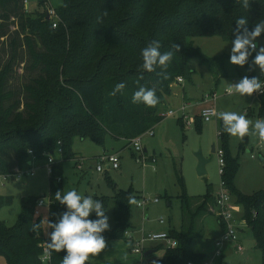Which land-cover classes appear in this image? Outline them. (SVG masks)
Returning <instances> with one entry per match:
<instances>
[{
  "label": "trees",
  "instance_id": "trees-1",
  "mask_svg": "<svg viewBox=\"0 0 264 264\" xmlns=\"http://www.w3.org/2000/svg\"><path fill=\"white\" fill-rule=\"evenodd\" d=\"M25 1L0 0V176L22 170L31 159L29 152L36 159L52 156L50 222H58L67 210L55 200V194H63L64 164L78 160L73 151L76 139L103 145L109 136L125 140L131 147L133 139L152 131L164 119L161 113L171 85L178 79L192 81V60L198 58L213 71L228 58L205 57L194 48V38L219 36L232 42L238 18L248 20L249 30L264 21V0H250L247 9L242 0H64L56 10L59 24L55 29L46 10L29 13ZM48 3L41 0L44 7ZM152 40L160 42L161 53L174 52L167 79L158 76L159 67L154 72L140 70L141 50ZM174 44L180 46L179 52ZM254 57L253 53L245 64L247 76L264 81L255 73ZM120 82L125 84L122 92L109 95ZM140 86L156 88L159 103L155 107L132 103ZM259 97L258 116L264 119V93ZM178 124H183L182 119ZM196 124L200 131L199 118ZM219 138L226 162L222 181L242 208L264 264V190L248 196L235 187L240 164L231 157L230 135L224 131L223 122ZM58 142L63 150L60 161L54 156ZM179 181L183 186L179 197L183 226L170 234L178 247L166 248L154 264H203L205 260L203 254L192 251V243L202 236L203 219L212 212L216 196L208 188V193L193 205L183 177ZM110 185L112 197H96L103 202L105 212L114 203V226L103 233L106 243L128 240L132 209L128 197L139 198L132 190H120L111 181ZM38 200L23 202L14 226L0 220V257L7 264H43V226L36 232L31 230L34 223L42 221L35 216ZM12 204L13 198L0 193V210ZM90 219H97L95 213ZM219 222L225 228L220 218ZM64 255V251H53L49 264H62ZM86 264L92 263L88 260Z\"/></svg>",
  "mask_w": 264,
  "mask_h": 264
},
{
  "label": "rangeland",
  "instance_id": "rangeland-1",
  "mask_svg": "<svg viewBox=\"0 0 264 264\" xmlns=\"http://www.w3.org/2000/svg\"><path fill=\"white\" fill-rule=\"evenodd\" d=\"M48 8L57 10L64 4V0H46ZM47 7L41 5V0H28L26 10L29 13L44 12ZM257 50L264 46V38L256 40ZM195 49L209 59L228 57L217 64L212 70L196 58L191 65L195 74L192 81L174 82L170 92L165 96L163 112H174L171 117L164 119L151 131L141 136L143 160L134 155L133 147H127L125 140H114L107 136L103 145L96 144L93 140L76 139L73 151L83 163L82 170L78 169V161L73 160L64 164L62 177L63 193L75 189L83 196H92L93 199L112 197L114 192L110 181L118 189L132 190L136 196L137 204H132L129 240H114L106 243V248L98 255L91 257L93 264H134L136 256L131 253L139 241L148 235L161 233L171 234L180 231L183 226V209L180 196L183 186L180 177H183L185 191L193 205L197 204L208 193L210 188L213 194L222 189V175L218 151L222 150L219 138L222 120L213 118L205 122L201 118L204 110L213 108L215 111H235L246 118L255 121L260 105L259 94L240 96L238 93L229 94L227 89L230 84L238 83L248 71L243 67L230 63L232 42H226L219 36L197 37L193 39ZM7 51V50H6ZM255 54V52H253ZM255 73L264 79V73L254 65ZM23 73L22 70H18ZM215 96V97H213ZM210 97V98H208ZM213 97V98H212ZM162 112V113H163ZM161 113V114H162ZM186 119H184V117ZM201 120L200 131L196 119ZM183 124L179 125L178 120ZM190 123V125H189ZM215 146L217 153L213 154ZM229 152L231 157L239 160V170L235 178V187L245 195L251 196L264 190V141L258 136H246L243 141L237 137L229 139ZM209 161L206 165V174H198L199 159L197 154ZM118 154L121 168L108 169L110 163L104 164L105 172L99 173L97 166L100 157ZM55 158L60 161L61 156L55 153ZM48 155L42 158L29 159L22 172L35 171L34 177L24 176L22 179H9L4 182L0 177V193L5 197L13 198L11 206L0 210V220L12 227L17 223L21 213L22 204L30 198H37L45 202L41 210L43 221L49 213V167ZM81 158H83L81 160ZM108 178V179H107ZM233 206V221L231 224L236 233V241L224 244L223 256H218L215 242L225 232L219 222V210H213L203 220V233L200 238L192 243V251L203 254V264H263L262 254L255 248L254 237L245 224L244 212L236 203L234 195L227 191ZM46 196V197H44ZM156 199L158 202H155ZM147 201L143 207L139 202ZM114 203L105 212L109 217L110 228L114 226ZM94 212L89 219L93 217ZM164 220V224H161ZM109 228V229H110ZM163 249L143 258V264H154L164 256L167 244L148 241L146 247ZM238 246L243 251H238ZM90 260V258H89ZM149 260L151 262H149ZM0 264H7L5 258L0 257Z\"/></svg>",
  "mask_w": 264,
  "mask_h": 264
},
{
  "label": "clouds",
  "instance_id": "clouds-1",
  "mask_svg": "<svg viewBox=\"0 0 264 264\" xmlns=\"http://www.w3.org/2000/svg\"><path fill=\"white\" fill-rule=\"evenodd\" d=\"M250 0H242V6L249 8ZM248 20L240 17L236 20L234 29V39L230 51V63L243 67L248 63L249 57L255 52L253 64L258 66L264 73V46L257 50L256 40L264 33V21L255 24L252 30L247 27ZM159 41L152 40L141 50L142 64L139 66L141 71L154 72L159 67L161 71L158 76L163 79L168 78L167 69L170 66L174 52L166 51L161 53ZM175 51H180V46L174 44ZM142 78V77H141ZM125 88L123 82L115 84L109 93L115 96ZM156 88H146L140 86L132 96L133 104H144L147 107H155L159 103L156 95ZM229 94L238 93L240 96H251L253 93H264V81L258 77L244 76L238 83L230 84L227 89ZM205 118L210 115L222 120L224 131L231 137H237L241 141L246 136H258L264 141V119L252 121L245 115L235 111H212L203 113ZM55 200L66 206V211L60 215L58 222L47 220V228L52 229L47 242V255L50 257L52 252H65L62 264H86L90 257L98 255L106 248V240L103 233L110 228L109 217L105 215L104 204L99 199L92 196H83L77 190L72 189L63 193L57 191ZM129 204H137V200L131 194L128 197ZM97 219H89L92 213ZM40 224H33L32 231L36 232L42 227Z\"/></svg>",
  "mask_w": 264,
  "mask_h": 264
},
{
  "label": "built area",
  "instance_id": "built-area-1",
  "mask_svg": "<svg viewBox=\"0 0 264 264\" xmlns=\"http://www.w3.org/2000/svg\"><path fill=\"white\" fill-rule=\"evenodd\" d=\"M27 3H28V0L25 1V4H27ZM46 13H47V17L52 21L53 27L56 29L58 27V24H59V19H58L56 10L47 7ZM178 82L182 83L183 80L182 79H178ZM258 94L262 95L263 93L258 92ZM213 97H215V96H213ZM208 98H210V97H208ZM205 111H208L209 113H211L212 111H215V110L213 108L206 109V110L203 111V113ZM203 113L201 115V118L205 122H211V120L213 118H216L215 116H211V115L208 118H205ZM174 115H175V113L172 112V111L163 112L161 114L162 117H171V116H174ZM183 117H184V119H186L185 116H183ZM189 125H190V123H189ZM150 133L152 134L151 131H150ZM131 146L133 147L134 155H136V157L139 156V158H141V159H138V160H143V149H142V146H141V137L133 139L132 142H131ZM55 153L57 155H59V156H62L63 150H62L61 142H58L56 150H55ZM216 153H217V151H216ZM29 155H30L31 159H36L33 156L32 152H29ZM218 156H219V163H220V174L224 175L226 162H225V159H224L223 150L218 151ZM47 161H48L49 174H50L51 173V168L50 167L55 163V159L52 156H48ZM99 161H100V163L98 164V166L96 168L99 173L105 172L104 164L107 161L110 163L108 169L119 170L120 166H121L120 165V157H119L118 154H110V155L104 154V156L100 157ZM77 163H78V166H77L78 169L82 170L83 163H81L80 160H78ZM24 176L34 177L35 176V171L22 172L21 170H18L14 174L3 175V176H0V177L2 178V180L4 182H7L11 178H13V179H22ZM227 191L228 190L226 189L225 183L223 182L222 189L216 194V201H215V207H217V209L219 210L218 216L221 219L222 223L225 225L224 234L222 235V237L218 241L215 242V245H216V247L218 249V252H217L218 256H222V254H223L222 248H223L225 243L230 242V241H236V233H235V230H234V228H233V226L231 224V221H233V215H232L233 206H232V203H231L230 194ZM155 202H158V200L156 199ZM146 203H147V201L139 202V206L143 207L144 205H146ZM48 206L50 207V202L48 203ZM44 207H45V202L42 199L38 200L37 203H36L35 216L42 219L43 229H44V236H43L44 237V244H43L44 255L42 256L41 260H42L43 264H49L50 257L46 253L48 251L47 242H49V235L48 234L51 232V229L47 228V220H48V218H47L46 221H43L41 210ZM160 222L163 224L164 220H161ZM127 236L129 237V232L126 233V237ZM129 240H132V244L134 243L131 236L129 237ZM148 241L160 242L163 245L167 244L168 247H172V248L178 247V242L175 239L171 238L170 234L161 233V234H156V235H148L144 239L139 241L135 247L132 248V253L136 257L141 259L138 264H143V258L145 257V254H146L147 249H148V247H146V242H148ZM238 251L242 252L243 248L241 246H238ZM190 264H193V263H190ZM211 264H213V263H211Z\"/></svg>",
  "mask_w": 264,
  "mask_h": 264
},
{
  "label": "water",
  "instance_id": "water-1",
  "mask_svg": "<svg viewBox=\"0 0 264 264\" xmlns=\"http://www.w3.org/2000/svg\"><path fill=\"white\" fill-rule=\"evenodd\" d=\"M215 151H216V148H215V146H214V147H213V150H212V153H215ZM197 157H198V159H199V164H198V168H197V170H198V174H199L200 176H204V175L206 174V165L209 163V161H207V160L202 156V153H201V152H199V153L197 154ZM153 253H154V251H148V252H146L145 256L148 257V256H150V255L153 254Z\"/></svg>",
  "mask_w": 264,
  "mask_h": 264
},
{
  "label": "crops",
  "instance_id": "crops-1",
  "mask_svg": "<svg viewBox=\"0 0 264 264\" xmlns=\"http://www.w3.org/2000/svg\"><path fill=\"white\" fill-rule=\"evenodd\" d=\"M177 83L179 84V82H177ZM259 106H260V105H259ZM215 152H216V151H215ZM75 154H76V153H75ZM213 154H215V153H213ZM76 155H77V154H76ZM77 159L79 160V157H78V156H77ZM81 159H83V158H81ZM78 160H77V161H78ZM120 168H121V166H120ZM215 196H216V194H215ZM203 220H204V219H203ZM161 224H162V223H161ZM163 224H164V223H163ZM163 224H162V225H163ZM202 224H203V222H202ZM132 248H133V247H132ZM132 248H131V253H132ZM153 250H154L153 248H148V249H147V252H148V251H153ZM145 257H146V256H145ZM145 257H144V258H145ZM136 260H137V261H134V262H135L134 264H138L139 261H140L141 259L138 258V257H136ZM89 261L92 263V261H91V257H90V260H89ZM149 262H151V261L149 260ZM93 263H94V262H93ZM93 263H92V264H93Z\"/></svg>",
  "mask_w": 264,
  "mask_h": 264
}]
</instances>
